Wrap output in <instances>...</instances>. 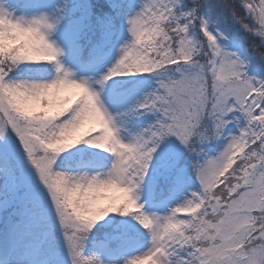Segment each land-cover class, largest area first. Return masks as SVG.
<instances>
[{
	"label": "snow or ice",
	"instance_id": "1",
	"mask_svg": "<svg viewBox=\"0 0 264 264\" xmlns=\"http://www.w3.org/2000/svg\"><path fill=\"white\" fill-rule=\"evenodd\" d=\"M0 264H264V0H0Z\"/></svg>",
	"mask_w": 264,
	"mask_h": 264
},
{
	"label": "trees",
	"instance_id": "2",
	"mask_svg": "<svg viewBox=\"0 0 264 264\" xmlns=\"http://www.w3.org/2000/svg\"><path fill=\"white\" fill-rule=\"evenodd\" d=\"M248 43H249V45L251 44V38H249Z\"/></svg>",
	"mask_w": 264,
	"mask_h": 264
}]
</instances>
